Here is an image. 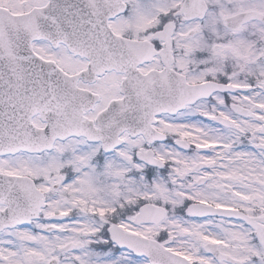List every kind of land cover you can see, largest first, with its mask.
<instances>
[{"label":"snow or ice","instance_id":"1","mask_svg":"<svg viewBox=\"0 0 264 264\" xmlns=\"http://www.w3.org/2000/svg\"><path fill=\"white\" fill-rule=\"evenodd\" d=\"M0 264H264V0H0Z\"/></svg>","mask_w":264,"mask_h":264}]
</instances>
